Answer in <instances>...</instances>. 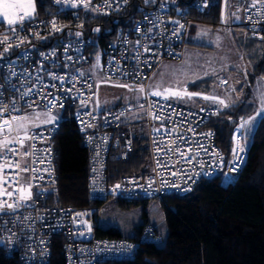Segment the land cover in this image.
I'll list each match as a JSON object with an SVG mask.
<instances>
[{
    "label": "built area",
    "instance_id": "built-area-1",
    "mask_svg": "<svg viewBox=\"0 0 264 264\" xmlns=\"http://www.w3.org/2000/svg\"><path fill=\"white\" fill-rule=\"evenodd\" d=\"M217 1L190 0L201 16L208 15ZM220 1V25L240 27L245 34L257 38L264 36V15L261 14L264 8L260 4L251 7L252 0ZM52 2L56 8L51 14L26 18L22 25H0V42L7 38L6 43H0V53H3L0 142L12 138L6 147H0V202H18L23 186L32 192V198L20 201L15 211L0 212V237L7 255L16 256L21 264H47L54 233L63 236L66 264H96L100 260L128 257L137 242L97 235L95 226L99 221L93 219L94 208L87 207L81 211L82 215H77L71 207L52 205L46 200L48 187L57 180L56 135L61 121H73L88 149V191L92 199L115 198L126 202L162 199L172 193H187L200 179L219 174L224 182L233 183L245 160L246 145L241 134L235 132L227 158L217 147L214 129L207 125L210 117L218 112V106L184 107L164 99L163 95H152L157 90L147 87L162 61L183 58L190 23L185 11L178 10L170 0H156L132 24L119 28L113 39L100 47L90 36L77 37L78 31H69L67 25L82 9L108 16L125 6L124 0H89L88 7L80 0ZM74 2L76 7L72 6ZM230 2L235 15L227 22L225 15ZM23 15L21 11L17 13V17ZM53 22L60 31L53 30ZM9 45L5 53L4 48ZM93 47L96 50L91 52ZM145 47L150 51H145ZM69 56L71 60L67 59ZM96 57L104 80L143 85V96L134 102L92 109L95 86L87 67ZM12 72L16 75H11ZM48 73L64 80L52 79ZM216 84L226 92L231 91L226 88L224 77H217ZM23 93L29 94L22 96ZM51 100L56 101L55 105L49 103ZM36 108L49 113L61 108L62 113L51 124L30 129L25 139L13 127L4 130L7 127L4 121H12L22 112ZM137 124L146 128L149 168L108 182L107 159L128 156L133 148L130 129ZM234 137L244 149L241 160L232 151ZM20 140L22 145L17 142ZM138 238L148 242L161 240L149 224L142 227Z\"/></svg>",
    "mask_w": 264,
    "mask_h": 264
},
{
    "label": "trees",
    "instance_id": "trees-1",
    "mask_svg": "<svg viewBox=\"0 0 264 264\" xmlns=\"http://www.w3.org/2000/svg\"><path fill=\"white\" fill-rule=\"evenodd\" d=\"M53 0H34L35 15L51 14L56 6ZM156 0H154L155 2ZM153 0H128L125 6L108 16L82 9L79 16L67 25L81 36H90L104 47L122 29L153 5ZM185 12L190 23L203 22L218 25L221 18V1L214 3L210 13L201 16L187 0ZM0 21V25H3ZM96 29H99L97 31ZM73 36V35H71ZM187 43V41H186ZM96 48H92L91 52ZM264 75V58L253 69V75ZM250 84V82H249ZM242 97L220 105L210 117L208 126L215 132L217 147L228 158L232 137L244 117ZM117 106V105H114ZM112 106V107H114ZM137 124L136 126H140ZM130 133L133 148L123 159L108 157L106 173L108 182L126 174L143 173L149 168L146 135ZM246 145V157L233 183L224 182L222 175L200 179L184 194L172 193L160 200L164 211L166 236L162 237L154 225L145 221L135 227L132 235L124 236L115 226H95L97 235L109 239H129L137 242L128 257L100 260L96 264H264V117H260ZM56 183L48 187L47 202L82 211L95 209L93 219L98 220V210L106 199H92L88 191L89 152L73 121L63 120L56 135ZM157 199V198H152ZM147 200L119 201L123 206L145 205ZM97 215V216H95ZM154 227L161 240L139 241L142 227ZM64 239L60 233L51 238V255L47 264H66ZM0 264H21L16 256H9L0 237Z\"/></svg>",
    "mask_w": 264,
    "mask_h": 264
},
{
    "label": "rangeland",
    "instance_id": "rangeland-1",
    "mask_svg": "<svg viewBox=\"0 0 264 264\" xmlns=\"http://www.w3.org/2000/svg\"><path fill=\"white\" fill-rule=\"evenodd\" d=\"M170 1L176 5L178 10H186L187 5L179 4V0ZM187 1L189 3V0ZM19 2L25 6L31 3L35 9L34 0H19ZM31 10L27 7L17 8L14 13L17 16L19 11L24 13V11ZM233 11L234 6L230 2L227 9L228 22L233 18ZM0 19L9 25L3 16H0ZM193 23L195 30L191 36H188L183 58L162 61L158 70L156 69L157 72L153 75L151 83L162 90L199 93L200 95L191 99L187 96L169 98L190 108H198L201 104L221 105L219 100H224L226 103L242 97L245 115L239 123L238 132L246 144L258 120L260 117H264V80L259 74L253 75L254 67L264 58V40L245 34L237 26ZM87 69L94 80L95 89L90 105L94 110L109 108L120 103L134 102L143 96V91H140L143 88L141 86L104 80L100 71L99 57L93 58ZM217 77H224L227 82L226 88L231 91L226 92L224 88L218 86L216 84ZM204 96L216 97L217 100H205ZM61 113V108H57L53 113L46 112L42 108L29 109L16 116L27 119L14 122L12 127L25 139L30 129L51 124L46 123L49 117L54 116L56 120L57 115ZM245 121H250V123L241 127ZM19 123L25 124L27 132L18 127ZM130 130L146 135V128L143 124L136 127L133 125ZM22 189L28 190L25 186ZM98 221L103 227H117L124 236L132 235L137 225L147 221L156 225L163 239L166 236L164 211L158 199H150L145 205L139 203L127 207L115 198H108L98 210Z\"/></svg>",
    "mask_w": 264,
    "mask_h": 264
},
{
    "label": "snow or ice",
    "instance_id": "snow-or-ice-1",
    "mask_svg": "<svg viewBox=\"0 0 264 264\" xmlns=\"http://www.w3.org/2000/svg\"><path fill=\"white\" fill-rule=\"evenodd\" d=\"M80 2L84 3L85 7H88V2L89 0H80ZM149 0H145V3H148ZM154 2V0H153ZM124 3H127V0H124ZM257 4H260V6L262 8H264V0H252L251 3V7H256ZM73 7H76L77 4L74 2L72 4ZM25 7L32 9L31 11H24V15L23 16H19L17 17L14 13V10L17 8L20 9H24ZM245 12H247V6L245 7ZM34 5H32L31 3L27 4V6H25L24 4L20 3L19 0H15V2H13V0H0V16H3L4 20L7 21V23L9 25H13V24H17L20 23L21 25L23 24V22H25L26 18H31L34 15ZM262 15H264V13H261ZM235 15V14H234ZM236 19H240L239 16H236ZM248 20L251 21L252 18L248 17ZM259 21H257L258 23ZM53 30L54 31H60V29L56 26L55 22H53ZM97 31H99V29H96ZM15 31V30H14ZM137 31H139V29H137ZM149 31H151V29H149ZM81 35L80 32L76 33V36L79 37ZM260 39L264 40V36H261ZM7 38H5L4 42H0V43H6ZM137 44H139V41L136 42ZM18 46V45H17ZM11 47V45L7 46L4 48V52H8L9 48ZM67 51V49H65ZM145 51H150L149 48L145 47ZM42 56L44 55L43 53L41 54ZM3 53H0V58H2ZM67 59L71 60V57H67ZM11 75H16L15 72H12ZM48 75L52 78V79H60L61 81L64 80V77H56V75L54 73H48ZM123 86V85H121ZM52 87H55V85H52ZM29 91H32L31 89ZM140 91H143V88L140 89ZM29 93H23L22 96H27ZM48 95L50 96L51 93H48ZM152 95L155 96H162L164 99H169L171 97H176V98H182L184 96H187L189 99H191L194 96H198L200 95L199 93H189L187 91L184 92H180V91H173L171 89H164L163 93H161L160 91H155L152 93ZM205 100L208 99H212V100H217L216 97H209V96H204L203 97ZM221 105H224L225 107H227L228 105L225 104L224 100H219L218 101ZM33 103H35V101H33ZM50 104L55 105L56 101L55 100H51L49 101ZM31 107V104L29 105ZM61 107L63 105H60ZM6 110V109H5ZM159 118V117H157ZM27 119L26 117H13L12 121H4V124L8 126V129L11 130L13 122L16 121H23ZM55 120L54 116L49 117V119L46 121V123H52ZM250 121H245L244 125H241V127H244L245 125L249 124ZM18 127L20 129H24L25 132H27L26 126L24 123H19ZM0 131H3V128L0 127ZM234 147L232 149L233 154L236 156L237 160H241L242 157L240 156V153H242L244 151L243 147L240 146L239 142L237 141V139L234 137ZM12 141L8 140L7 138H5L2 142H0V147H6L7 144L11 143ZM19 143H23L22 140L17 141ZM157 151H159V149H157ZM181 155H183V153H181ZM231 163V162H230ZM17 167H19V165L17 164ZM25 171L27 169H24ZM235 170V168H233V171ZM117 187H119V185H117ZM8 196H12L11 192H7ZM32 198V192L30 190H25V189H21L20 190V196H19V201L16 203H7L6 201L0 202V212L7 210H12L15 211L16 208H18L20 206V201H29ZM77 215H81L80 213H77ZM90 230V229H89Z\"/></svg>",
    "mask_w": 264,
    "mask_h": 264
},
{
    "label": "crops",
    "instance_id": "crops-1",
    "mask_svg": "<svg viewBox=\"0 0 264 264\" xmlns=\"http://www.w3.org/2000/svg\"><path fill=\"white\" fill-rule=\"evenodd\" d=\"M229 6V5H228ZM22 12V11H21ZM24 14V13H23ZM228 14L229 13H226V15H225V21H227V17H228ZM33 17V16H32ZM0 21H3V20H1L0 19ZM228 22V21H227ZM230 27H234V26H230ZM194 30H195V27H194V25L193 24H191V23H189V26H188V30H187V35H186V38L188 39V36H191L193 33H194ZM260 39V38H259ZM161 64V63H160ZM157 70H158V67H157ZM157 70H155L153 73H152V75H151V77H150V79H149V81H148V84H147V87L148 88H150V89H154V90H157V91H160V92H162L163 93V91L164 90H162L161 88H158V86H155L153 83H151V81H152V79H153V75L157 72ZM226 85H227V82H226ZM136 86H141V87H143V85H136ZM144 88V87H143ZM230 100V99H229ZM225 104H227V102L225 103ZM200 106H204V104H201ZM209 106H212V105H209ZM213 106H218V107H220V105H213ZM193 107H197V106H193ZM199 107V106H198ZM14 123V122H13ZM13 126V125H12ZM47 126V125H46ZM41 127H43V126H41ZM6 129H8V126L7 127H5L4 128V130H6ZM152 225H154V224H152ZM155 227H156V225H154ZM156 229H157V227H156Z\"/></svg>",
    "mask_w": 264,
    "mask_h": 264
},
{
    "label": "water",
    "instance_id": "water-1",
    "mask_svg": "<svg viewBox=\"0 0 264 264\" xmlns=\"http://www.w3.org/2000/svg\"><path fill=\"white\" fill-rule=\"evenodd\" d=\"M77 213H80L82 215V212L81 211H76L75 214H77Z\"/></svg>",
    "mask_w": 264,
    "mask_h": 264
}]
</instances>
